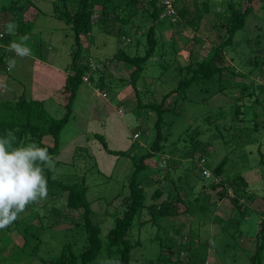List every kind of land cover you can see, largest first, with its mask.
Masks as SVG:
<instances>
[{
    "label": "rangeland",
    "instance_id": "rangeland-1",
    "mask_svg": "<svg viewBox=\"0 0 264 264\" xmlns=\"http://www.w3.org/2000/svg\"><path fill=\"white\" fill-rule=\"evenodd\" d=\"M12 1L15 0H0V31H4L7 21L13 17L12 11H2V8L9 6ZM209 1L211 3L210 14L204 15L198 31H194L186 20L180 17H176V22L173 21L174 26L171 27V15L167 16L159 25L157 36L159 43L164 44V48L160 52H164L165 56H160L157 52L147 62L139 77L136 88L139 90L142 102L153 100L160 102L164 94L176 87L181 78L177 66L188 64L194 59H201L208 53L211 45L219 41L217 32L211 28V25L214 22H217L218 25L223 22L222 17L215 18L214 16V11H221L223 7L220 5L221 0ZM63 2L64 0H22L20 5L27 8L21 18L15 17L14 22L17 25L19 20L24 19L25 22L20 27L28 32L29 40L27 43L33 53L40 51L44 56H47L48 60L50 59L57 64L65 65L66 63L69 66L71 51L75 47L74 33L63 20L54 15L55 6L58 5L63 8ZM185 2L191 10L195 9L194 0H177L176 5L181 8ZM69 5H72V2H69ZM96 9H99V6H96ZM253 9L254 12L249 17L246 27L235 34V41L242 43L246 39H251V42L246 45L241 44L237 52H230V49L227 48L225 64H233L240 68L239 63L242 60L247 62L250 58L257 57L258 50H263L262 53H264V7L262 3L254 2ZM97 19L100 21L98 14L93 17L94 21ZM139 23L140 18H135L129 33H135ZM109 24L121 25L119 22L114 23L113 20H110ZM142 29L141 27L136 32L140 38H143ZM91 33L93 35L92 44H90L91 37H82V42L84 48L88 50L89 60L96 69L94 79L99 80L100 76L104 79V90H99L94 83L89 81L80 84L71 106L69 122L62 129L60 135L61 153L54 158V161L60 160V163L57 165L55 176L68 181L85 177L88 185L87 199L96 213L94 220L101 224L102 235H105L112 226L111 213L121 208L119 207L121 193L126 194L134 167L129 156L108 153L96 138V134L105 138L108 149H129L138 158L148 151L155 136L153 123L156 115L146 109H137L136 107V90L128 80L133 67L123 63H119L118 67H109L100 62L101 58L113 56L121 45L124 47L130 45V48H127L133 53L136 52L134 40L131 39L128 42V36L119 40L116 35L108 34L100 30L98 26H94ZM22 36L24 34H15L13 37L5 34L0 39V44L9 43L12 39H19ZM41 41L42 46L40 47L38 44ZM50 42L51 46L54 49L58 48L60 53L64 48L68 53L54 56L47 49ZM173 44L174 46H172ZM137 49H139L138 53L143 54V43H140ZM250 52L249 59H247L245 54ZM5 53L9 52L1 47L0 56L5 55ZM168 63L170 66L166 70L164 67ZM247 67L249 68L250 64L247 63L245 68ZM245 68L244 71L246 72L248 68ZM4 75L6 77L0 78V100L15 99L20 96L31 98L30 80L32 73L26 65L20 68L16 63L15 67ZM121 76L124 77L123 80H121ZM252 78L256 82L264 81V78L258 74L243 78V81L248 82ZM61 92V99L59 100L61 104H57L55 108L51 109H58L56 112L61 111L63 114L66 111L64 106L68 102V94L63 93V90ZM99 92L100 94H98ZM205 95L202 91H189L187 101L180 99L177 102L179 108L176 113L166 114L164 126L167 135L166 150L162 155H155L149 160V165L158 172L154 171V174L148 173V175L147 171L149 170H145L138 177L145 184V189L149 195L158 186L165 188L162 197L166 196L168 192H174V185L170 181L172 179L178 186V193L185 201L188 210L183 212L182 210L186 206L177 203L176 209L181 210L182 213L159 219V226L157 223H147L141 227L139 222L148 219L149 216L146 209L140 210L130 233L134 242L140 238V246L132 252L131 264H152L150 259H154L160 249L159 242L154 239V235L161 226L163 227L161 236H165L166 230L164 228L167 227L170 236L176 242L180 240V236L185 235L189 230L192 232L195 243L200 240H208L210 243V260L207 258L206 264H251L257 224L262 218L258 208L261 209L264 206V199L262 198L264 192V129L249 131L247 128L250 127L251 129L253 125L254 112L258 114L257 121L259 124L261 126L264 124V105L256 104L253 106L254 99H262L264 93L257 91L254 97H244L239 102L237 113L235 110L233 111L232 107L235 103L234 96L238 95V92H234L230 98L215 95L207 103H201L200 100ZM175 97L168 98L165 106L169 107L174 102ZM220 108H223V111L227 113L226 124L230 125V137L225 135L224 139L219 136L215 137L214 127L202 118L207 112L215 114ZM119 109L122 110V114L119 113L120 111L118 112ZM136 111L140 113L139 119L135 114ZM52 112L55 113V111ZM190 125L192 128L189 131L196 130L194 134L192 132V135L197 136L201 142L199 144L206 147L207 158L211 166H216L224 157H228L229 162L225 167L226 174L231 176L240 174L248 181L247 193L252 195L253 199L245 200L251 209L244 218L240 219L239 229L243 236L238 234L234 236L231 226L215 221L216 215H219L224 217V221L227 222L230 204L226 199H219L216 189L209 187V180L199 177L200 171L198 169L194 171L187 169L192 162L187 152L192 147L190 140L194 136L187 135L183 131ZM197 125L200 126L196 127ZM244 128L248 132L246 136L240 137L238 135L235 139L232 138L231 133H240V130ZM135 131L140 132L138 139H133ZM249 137L253 141L248 140ZM176 141L177 143H175ZM42 142L50 146L53 144L50 137H44ZM132 143H134L133 146H131ZM198 155L199 151H197L196 156ZM171 160L179 162V165L176 168H171L173 166ZM208 170L211 172L210 169ZM166 176L167 179H165ZM157 179L161 182H158ZM229 193L232 195L231 190ZM64 198L65 193L62 192L58 201L42 200L32 209L26 208L20 214L17 222L28 221L33 225H39L38 218L31 219L33 211H38L43 216L47 228L41 231L42 242L38 244L36 253L34 251L35 254L22 256L16 261L11 259L16 246L19 247L23 244L21 234L23 224L18 226L14 222L9 226L10 229L7 232L11 243L5 250L0 251V264H43L42 259L46 260L60 254L61 244L65 240L64 237L62 241L63 233L67 235V240H71L70 234L74 222H82L79 212L74 215L69 213ZM113 198L115 199L113 200ZM52 208L61 216L55 214V210ZM224 225L226 226L223 228ZM0 235H2V230H0ZM26 251L30 253L33 250L27 248ZM175 258L173 256L172 260ZM262 264H264V259Z\"/></svg>",
    "mask_w": 264,
    "mask_h": 264
},
{
    "label": "trees",
    "instance_id": "trees-1",
    "mask_svg": "<svg viewBox=\"0 0 264 264\" xmlns=\"http://www.w3.org/2000/svg\"><path fill=\"white\" fill-rule=\"evenodd\" d=\"M21 1H12L9 6L2 8V11L13 12V17L7 22L14 21L16 16L17 18H21L27 8L20 5ZM69 2H72V5H69ZM254 2L262 3L264 7V0H221L220 5L223 9L221 11H214V16L215 18L222 17L223 22L219 25L217 22H214L211 25V28L217 32V39L219 41L214 42L208 53L201 59H194L188 64L177 66V71L181 75V78L177 82V86L164 94L160 102L156 100L142 102L139 90L136 88L139 77L145 69L147 62L157 52L160 56H165L164 52H160L163 50L164 44L159 43L157 29L163 20L171 15V27L174 26L173 21L176 22V17H180L184 18L194 31H198L204 15L210 14L211 3L209 0H194V10H191L186 5V2L180 8L176 5L177 0H174L173 9L175 14L166 13V5L163 0H64L62 3L63 8L58 5L55 6V17L63 20L70 27L74 33L75 42V47L71 51V62L68 66L69 72L63 88V93L68 94V102L64 106L66 111L63 114L61 111L53 113L48 110L44 101L25 98L24 96L15 99L0 100V134L7 133L11 130L15 134L18 144L35 142L40 146L47 147L53 160L61 153L60 135L62 129L69 122L72 111L71 106L80 84L85 82L83 80L84 76L87 75L88 81L94 83L99 90H104V79L101 76L99 80L96 79L98 82L94 79L96 69H94L92 62L89 60L88 50L84 48L82 42V37L86 36L91 37L90 44H92L93 35L91 32L94 26H98L100 30L108 34L116 35L119 40H123L122 38L125 39L127 36L130 39H128V42L131 39L132 41L134 40V49L136 52L133 53V51L129 50L130 45L125 47L121 45L113 56L101 58L100 62H103L105 66L108 65L109 67H118L119 63L128 64L133 67L134 69L129 73L128 80L136 90V107L137 109L142 108L154 113L156 118L153 123L155 136L148 151L138 158L129 149H108L105 138L100 134H96V138H98L108 153L118 156H129L134 167L127 185V192L124 195L123 192L121 193V204L119 206L121 208L111 213V219H113L112 226L105 235H102L101 224L94 220L96 213L93 211L91 203L87 199L88 185L86 184L85 177L79 180L69 181L56 177V168L60 160L55 161V169L53 171H46L45 174L48 178L49 190L46 199L49 202H55L59 200L62 192L65 193L64 200L69 213L74 215L76 212H79L82 222H74L70 234L71 240H67V235L63 233L64 236L62 235L63 239H61L63 241L65 237V240L61 244L60 254L46 260L42 259L43 264H131L133 259L132 252L140 246V238L134 242L130 233L134 228L136 216L140 210L146 209L149 216L148 219L139 222L140 227L147 223H157V226H159V219L180 214L182 211L187 212L188 207L178 193L179 188H177L178 186L175 185L172 179L170 181L174 185V192H168L166 196L162 197L165 188L158 186L149 195L145 189V184L138 177L145 170H149L147 174H154L153 172L156 171L149 165V160L155 155H162L166 150L167 135L164 131L166 124L165 116L171 112L176 113L179 108L177 102L180 99L187 101V93L189 91L204 92L206 95L201 98V103H207L215 95L230 98V95L238 92V95L234 96L235 103H233L232 107L235 112L239 108V102L244 97H254L257 91L264 93V81L256 82L254 78L248 82L243 81V78L245 79L256 74L264 78L263 50H258L257 57L250 59L251 52L245 54V57L249 60L247 62L246 60H242L238 65L240 68L233 64L228 65L224 63L227 48L230 49V52H237L241 44L246 45L251 42V39H246L242 43L235 41V34L246 27L249 17L254 12ZM244 4L245 6H243ZM96 6H99V9H96ZM97 14L100 21L98 19L96 21L93 20V17ZM137 17L140 18V23L137 24L135 33H129L130 26ZM110 20H113L114 23L119 22L121 25H110ZM24 22V19L18 21L16 34L28 35V32L20 27ZM141 27L143 28L142 35L144 40L136 34ZM140 43L144 45L143 54L138 53L139 49L137 47ZM7 44L5 43L4 45ZM9 53L0 56V72L5 69H2V65L9 58ZM247 63L250 64V67H247L248 69L245 68ZM169 66L170 64L168 63L164 68L167 70ZM244 68L247 69L246 72ZM239 77L241 79H238ZM123 78L121 76V80ZM171 96L176 97L174 102L167 107L165 106L166 100ZM256 104L264 105V97L262 99L255 98L253 106H256ZM223 110V108H220L215 114L207 112L202 117L203 120H206L209 125L214 127L215 137L219 136L222 139H224L225 135L230 137V125L226 124L227 113ZM135 114L137 119H139L138 115L140 113L136 111ZM254 115L255 117L252 120L253 125L251 129L248 127L247 130L259 131L260 128L264 129V124L261 126L259 121H257L258 114L254 112ZM199 126L197 125L196 127ZM191 128L192 125L188 126L183 132L187 133V135L194 136L192 132L194 134L196 130L189 131ZM240 131V133H231L232 138L235 139L238 135L243 137L248 134L245 128ZM135 133H139L140 136V132L135 131ZM44 137L52 138V146L42 142ZM133 139L136 138L133 137ZM248 140H252V138L249 137ZM199 142L200 140L197 139V136H194L190 140L192 147L187 152V155L192 162L191 166L187 169L192 171L198 169L200 171L199 177L209 180V187L216 189L219 199L227 200L230 204V213H228L229 215L226 219L227 222L224 221V217L219 215H216L215 221H220L222 224L226 223L227 226H231L233 229L232 234L234 236L237 234L241 236L242 233L239 229L240 219L244 218L251 209L245 200L253 199L252 195L247 193L248 181L240 174L233 176L226 174L225 167L229 162L228 157H224L216 166H211L207 158L208 152L206 147L201 146V142L200 144ZM133 145L134 143L131 144V146ZM197 151H199L198 156H196ZM171 163L173 164L171 168H176L179 165V162L175 160H171ZM207 168L211 170L209 177L203 174V170H208ZM165 179H167V176ZM157 181L161 182L159 179ZM230 190L232 195L229 193ZM159 198L161 199L159 200ZM262 198L264 199V192ZM148 199H150V202L147 203ZM37 203L30 204L27 208L32 209ZM177 203H180L182 206L184 205V207L186 206L185 209L182 211L176 209ZM54 213L61 216L56 210ZM261 215L262 218L257 224L251 264H262L264 259V210L261 212ZM33 218L39 219V225H33L28 221H15L18 226L23 224L21 227L23 244L19 247L16 246V250L13 252L11 258L14 261L22 256L25 257L35 254L38 244L42 242L41 231L47 228L44 224L45 220L38 211H33L31 219ZM9 229L10 227L2 230V235H0V251L5 250L11 243L10 236L7 233ZM162 229V226L160 229L158 228L154 235V239L159 242L160 249L156 257L150 259L152 264H206L210 253V243L208 240H200L195 243L192 232L189 230L188 233L180 236V240L176 242L170 236V231L167 227L164 228L166 230L165 236L162 237ZM27 248H31L33 251L29 253L26 251ZM173 256L176 257L174 260H172Z\"/></svg>",
    "mask_w": 264,
    "mask_h": 264
},
{
    "label": "clouds",
    "instance_id": "clouds-1",
    "mask_svg": "<svg viewBox=\"0 0 264 264\" xmlns=\"http://www.w3.org/2000/svg\"><path fill=\"white\" fill-rule=\"evenodd\" d=\"M17 25L7 22L0 39L5 34L13 37ZM29 36L12 39L7 45L0 44L6 51L14 54L7 67H15L17 58L33 55L28 46ZM15 134L9 130L0 134V230L11 226L25 209L33 203L48 197V178L46 171L55 169V161L47 147L35 142L18 144Z\"/></svg>",
    "mask_w": 264,
    "mask_h": 264
},
{
    "label": "crops",
    "instance_id": "crops-1",
    "mask_svg": "<svg viewBox=\"0 0 264 264\" xmlns=\"http://www.w3.org/2000/svg\"><path fill=\"white\" fill-rule=\"evenodd\" d=\"M38 45L41 47L42 41ZM49 45L50 46L47 47V49L50 50V52H52L54 56H57L58 54H60L61 56V54L63 53L64 54L68 53V51H66L65 48L60 53L58 48L54 49L53 46H51V42L49 43ZM10 53H9V58L6 59L5 64L2 65V69L4 68L5 69L0 72V78H3V76L6 77L4 74L12 70V69L9 70V68L7 67L10 60L13 58L12 56H14L13 53L11 54ZM35 53H33L31 57H26L22 59L17 58L16 63L17 65H19L20 68L26 65L27 68L31 70L32 73V77L30 80L31 99L44 101L47 108L50 109V111L56 112V110L58 109L52 110L51 108H55L57 104H61L59 100L61 99L60 98V95L62 94L61 91L63 90L69 72L68 65L66 63L65 65L57 64L50 59L48 60L47 56H44L40 51ZM12 78L15 79L14 77ZM98 94H100V92ZM118 112L122 114V110L119 109ZM138 137L136 139H138ZM258 210L261 213L264 210V206L261 209L258 208ZM208 260H210L209 256H208Z\"/></svg>",
    "mask_w": 264,
    "mask_h": 264
},
{
    "label": "built area",
    "instance_id": "built-area-1",
    "mask_svg": "<svg viewBox=\"0 0 264 264\" xmlns=\"http://www.w3.org/2000/svg\"><path fill=\"white\" fill-rule=\"evenodd\" d=\"M164 1V4L166 5V13L168 14H175L174 13V9H173V1L174 0H163ZM84 81H88V76H84L83 78ZM139 136V133H134L133 137L134 138H137ZM203 174L206 176V177H209L210 176V172L206 169L203 170Z\"/></svg>",
    "mask_w": 264,
    "mask_h": 264
}]
</instances>
